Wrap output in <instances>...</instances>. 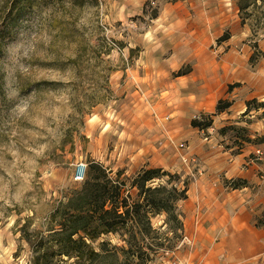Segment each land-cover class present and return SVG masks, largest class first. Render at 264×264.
Segmentation results:
<instances>
[{
	"label": "rangeland",
	"instance_id": "1",
	"mask_svg": "<svg viewBox=\"0 0 264 264\" xmlns=\"http://www.w3.org/2000/svg\"><path fill=\"white\" fill-rule=\"evenodd\" d=\"M12 1L0 0L8 33L0 45V264H28L18 228L46 229L54 207L83 182L75 180L79 165L84 178L91 161L121 180L161 170L178 176L179 187L185 166L198 171L189 143L215 133L171 128L166 116L179 98L167 92L190 68L170 72L169 54L248 46L254 69L264 61V0H53L6 24ZM255 107L219 130L225 148L264 146V108ZM155 182L171 187L166 177ZM151 222L166 250L150 264H198L199 248L183 229L165 215Z\"/></svg>",
	"mask_w": 264,
	"mask_h": 264
},
{
	"label": "crops",
	"instance_id": "2",
	"mask_svg": "<svg viewBox=\"0 0 264 264\" xmlns=\"http://www.w3.org/2000/svg\"><path fill=\"white\" fill-rule=\"evenodd\" d=\"M239 48L242 53L233 48L224 53L222 46L210 54L178 50L169 54L166 65L172 73L190 68L187 75L174 78L167 92L172 100L179 98L166 116L172 119L171 128L190 133L193 118L211 116L206 133H215L210 140L189 143L188 153L195 156L199 169L185 166L182 172L188 182L187 199L179 202L178 209L184 233L199 248L198 264H264V167L252 157L257 147L244 143L225 148L219 135V130L246 112L247 102L264 100V61L251 68V48ZM218 54L222 55L218 61L205 59ZM230 86L236 87L229 91ZM224 100L231 107L216 114L218 102ZM237 182L245 185L235 189Z\"/></svg>",
	"mask_w": 264,
	"mask_h": 264
},
{
	"label": "trees",
	"instance_id": "3",
	"mask_svg": "<svg viewBox=\"0 0 264 264\" xmlns=\"http://www.w3.org/2000/svg\"><path fill=\"white\" fill-rule=\"evenodd\" d=\"M50 1L53 0H13L6 24ZM77 1L81 4V0ZM249 1L254 7L259 0ZM239 8L245 9L241 5ZM157 16L158 11L152 10L150 20ZM7 34L3 26L0 45ZM226 39L227 36L221 41ZM233 87L236 86H230L229 91ZM252 105L259 110L264 108V101L247 102L243 115L251 111ZM230 107V102L219 101L216 114ZM191 126L206 131L212 126V117L193 120ZM120 176L118 172L112 178L101 164L89 162L83 182L54 207L45 230H31L28 222L18 228L21 240L30 250L28 264H150L158 253L166 250L157 240L160 235L151 221L165 215L178 231H182L183 223L181 215L176 214V205L187 199L188 182H182L179 187L174 183L179 181L178 176L151 169L141 170L131 179L121 180ZM162 177L168 178L170 189L153 186ZM244 185V182H237L233 187ZM104 237H113L121 245H112Z\"/></svg>",
	"mask_w": 264,
	"mask_h": 264
},
{
	"label": "built area",
	"instance_id": "4",
	"mask_svg": "<svg viewBox=\"0 0 264 264\" xmlns=\"http://www.w3.org/2000/svg\"><path fill=\"white\" fill-rule=\"evenodd\" d=\"M253 156L255 157V160L262 163V166L264 167V148H257L253 152ZM183 163L186 164L187 161L185 159H182ZM85 175V167L83 165H79L76 169L75 173V180L77 181H83ZM184 240L190 241L188 238H184Z\"/></svg>",
	"mask_w": 264,
	"mask_h": 264
}]
</instances>
